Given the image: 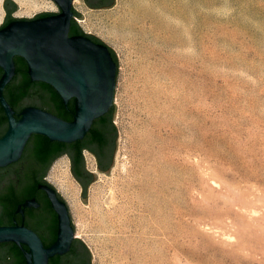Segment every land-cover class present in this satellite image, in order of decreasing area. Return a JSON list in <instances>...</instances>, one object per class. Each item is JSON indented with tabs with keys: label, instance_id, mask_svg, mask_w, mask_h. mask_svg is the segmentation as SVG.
Masks as SVG:
<instances>
[{
	"label": "rangeland",
	"instance_id": "rangeland-1",
	"mask_svg": "<svg viewBox=\"0 0 264 264\" xmlns=\"http://www.w3.org/2000/svg\"><path fill=\"white\" fill-rule=\"evenodd\" d=\"M12 1L17 17L59 12ZM72 8L117 58L108 171L85 198L66 156L47 171L90 263L264 264V0Z\"/></svg>",
	"mask_w": 264,
	"mask_h": 264
},
{
	"label": "water",
	"instance_id": "water-1",
	"mask_svg": "<svg viewBox=\"0 0 264 264\" xmlns=\"http://www.w3.org/2000/svg\"><path fill=\"white\" fill-rule=\"evenodd\" d=\"M59 12L13 18L4 0L0 26V264H91L74 238L66 201L42 177L62 153L82 186L96 175L82 148L106 173L117 130L111 121L117 58L73 19V0H52ZM91 8L113 0H84ZM2 9V8H1Z\"/></svg>",
	"mask_w": 264,
	"mask_h": 264
},
{
	"label": "flooded vegetation",
	"instance_id": "flooded-vegetation-1",
	"mask_svg": "<svg viewBox=\"0 0 264 264\" xmlns=\"http://www.w3.org/2000/svg\"><path fill=\"white\" fill-rule=\"evenodd\" d=\"M82 2H83V4L85 5V6H87L86 4H85V1L84 0H82ZM88 7V6H87ZM91 8V7H90ZM104 8H107V7H104ZM92 9H103V8H92ZM15 11V10H14ZM14 11L13 12H11V16L13 17V18H21V17H17L16 15H14ZM2 12H3V19H2V21H1V23H0V26L2 25V23H3V20H4V17H5V15H6V11H5V9H4V7H3V5H2ZM36 14H34L33 16H31V17H29V18H33L34 16H35ZM25 18H28V17H25ZM81 153H82V156H83V159H84V168L88 171V172H90V173H93V174H96V171H101V170H99L98 169V167H97V160H96V157L94 156V154L92 153V152H90L88 149H86V148H82L81 149ZM89 154L92 158H93V162H94V168L92 169V170H90L86 165H85V154ZM61 156H66L67 158H68V161H69V168H70V166H71V164H70V158H69V156L66 154V153H62L61 155H59V156H57L56 158H54L53 160H52V162H51V164L53 163V161H55L57 158H59V157H61ZM50 164V165H51ZM50 165H49V167H50ZM49 167H48V169H49ZM48 169H47V171H48ZM47 171H46V174H45V176H43L42 178L47 182V183H49L51 186H52V184L47 180ZM102 172V171H101ZM70 173H71V170H70ZM71 175H72V173H71ZM73 176V175H72ZM74 177V176H73ZM74 179L77 181V179L74 177ZM78 182V181H77ZM79 183V182H78ZM80 184V183H79ZM80 186H81V184H80ZM82 187V186H81ZM74 238H77V236H75ZM82 241V240H81ZM83 242V241H82ZM86 246V245H85Z\"/></svg>",
	"mask_w": 264,
	"mask_h": 264
},
{
	"label": "bare ground",
	"instance_id": "bare-ground-1",
	"mask_svg": "<svg viewBox=\"0 0 264 264\" xmlns=\"http://www.w3.org/2000/svg\"><path fill=\"white\" fill-rule=\"evenodd\" d=\"M16 3H20V2H24V1H27V0H14ZM52 1V0H51ZM30 2V1H29ZM54 2V1H53ZM72 3H73V1H72ZM0 17H1V11H0ZM146 176V170H145V173L143 174V178ZM137 180H141V178L140 179H137ZM135 181H132V183H130L129 184V190H132V189H135V183H134ZM158 194V193H157ZM133 199V198H132ZM137 199V198H136ZM130 203H132V200H131V202H129V204ZM115 209V208H114ZM111 213V212H110Z\"/></svg>",
	"mask_w": 264,
	"mask_h": 264
},
{
	"label": "trees",
	"instance_id": "trees-1",
	"mask_svg": "<svg viewBox=\"0 0 264 264\" xmlns=\"http://www.w3.org/2000/svg\"><path fill=\"white\" fill-rule=\"evenodd\" d=\"M75 21V20H74ZM80 28V27H79ZM81 29V28H80ZM81 31L84 33V34H86L82 29H81ZM111 121H112V119H111Z\"/></svg>",
	"mask_w": 264,
	"mask_h": 264
}]
</instances>
